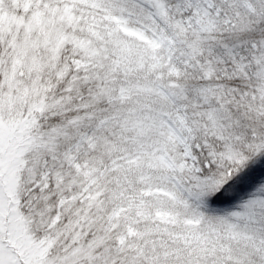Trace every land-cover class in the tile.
I'll use <instances>...</instances> for the list:
<instances>
[{"label": "rangeland", "instance_id": "374dc122", "mask_svg": "<svg viewBox=\"0 0 264 264\" xmlns=\"http://www.w3.org/2000/svg\"><path fill=\"white\" fill-rule=\"evenodd\" d=\"M191 1L180 0L181 7ZM261 1L200 2L223 25L245 26L261 15ZM168 2L0 0V45L16 50L15 57L9 50L0 56V264L42 260L56 236L47 240L50 231L78 203L89 204L78 218L86 221L83 235L92 233L84 254L68 244L45 264H98L102 258L108 264H264V178L227 211L202 212L201 195L194 194L195 203L176 195L181 190L189 200L194 193L187 184L202 171L199 148L162 87L138 67L160 49L149 10L161 11ZM77 30L96 50L71 64L86 83L97 82L92 95L104 115L71 135L55 133L66 137L64 149H57L38 136L27 139L20 126L32 100L24 82L40 73L32 59L41 46L56 37L74 41ZM36 35L40 45L30 43ZM33 84L37 96L41 89ZM12 134L24 144L10 154L17 140ZM34 148L35 162L40 158L31 170L25 156ZM38 234L44 248L35 247Z\"/></svg>", "mask_w": 264, "mask_h": 264}, {"label": "trees", "instance_id": "16d2710c", "mask_svg": "<svg viewBox=\"0 0 264 264\" xmlns=\"http://www.w3.org/2000/svg\"><path fill=\"white\" fill-rule=\"evenodd\" d=\"M200 1L193 0L182 8L180 0H170L161 11L149 10L161 38L160 49L155 59H145L138 67L148 71V78L162 87L167 101L188 127L192 143L199 148L201 164L205 163L202 172L187 184L194 189L191 198L188 200L180 190L178 199L195 203L196 193L201 195L198 205L203 212L227 211L240 205L264 178V1L259 18L245 26L237 22L223 25L222 19ZM184 11L190 16L188 23L183 21ZM37 37L29 36L30 43L38 44ZM61 39L48 40L47 46L40 47V56L32 59L41 70L36 78L30 74L24 82L32 100L30 117L24 116L20 125L27 131V139L38 136L57 145V149H64L65 135L86 128L104 115L103 106L100 110V102L92 95L98 91L97 82L86 83L71 64L74 58L89 57L95 45L89 46L82 30L76 31L74 41ZM6 41L9 43L8 38ZM6 46L0 45V56L9 50L15 57L12 45L9 49ZM2 73L0 65V81ZM33 82L41 89L37 96L32 90L34 84L30 85ZM61 132L65 135L55 136V144L53 136ZM14 135L9 137L17 139ZM23 144L24 139L15 140L10 154ZM36 153L34 148L25 156V167L32 170L38 163L40 156L37 162L33 156ZM102 189L99 187L90 199ZM88 205L72 206L47 237L50 240L56 234L47 256L35 264H45L47 257L51 259L53 252L68 244L72 249L81 248L84 254L92 233L83 235L86 221L78 218ZM34 240L36 249L45 247L39 235ZM100 250L92 251V256ZM98 264L108 261L102 258Z\"/></svg>", "mask_w": 264, "mask_h": 264}]
</instances>
